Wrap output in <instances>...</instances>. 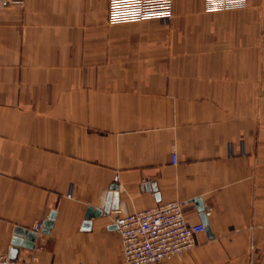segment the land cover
<instances>
[{
	"label": "crops",
	"instance_id": "1",
	"mask_svg": "<svg viewBox=\"0 0 264 264\" xmlns=\"http://www.w3.org/2000/svg\"><path fill=\"white\" fill-rule=\"evenodd\" d=\"M108 1L0 13V254L56 212L18 263L124 264L119 217L178 200L204 223L200 199L210 230L165 264H264V0H175L171 27L110 25Z\"/></svg>",
	"mask_w": 264,
	"mask_h": 264
},
{
	"label": "built area",
	"instance_id": "2",
	"mask_svg": "<svg viewBox=\"0 0 264 264\" xmlns=\"http://www.w3.org/2000/svg\"><path fill=\"white\" fill-rule=\"evenodd\" d=\"M207 12L245 8L247 0H205ZM21 0H0V13ZM175 0H109L108 22L119 25L131 22L159 21L168 25L174 15ZM243 153V149L241 150ZM229 155H236L229 147ZM173 163L177 155L173 153ZM71 196V194L69 195ZM188 201H171L117 219V232L122 241L124 264H165L181 258L197 244V235L206 231L202 222L189 223L184 207ZM38 233L43 223L35 225ZM0 264H41L36 255H29L23 263L11 262L9 255L0 254Z\"/></svg>",
	"mask_w": 264,
	"mask_h": 264
},
{
	"label": "water",
	"instance_id": "3",
	"mask_svg": "<svg viewBox=\"0 0 264 264\" xmlns=\"http://www.w3.org/2000/svg\"><path fill=\"white\" fill-rule=\"evenodd\" d=\"M111 192L107 197V201L104 209L89 208L86 213V221L84 223V228L88 229L91 226L92 218H99L107 216L111 211L118 210L119 208V196L116 192L118 190L117 184H114L111 187ZM199 209L202 212V220L207 225V230H210L208 227L207 214L203 210V205L200 199L196 200ZM56 218V212H52L49 219L45 222L43 226L42 233H49L53 228L54 221ZM117 228V225L115 226ZM37 238V232L30 231L23 227H17L15 230V236L12 241V248L9 254L11 262L16 263L19 261L21 248L28 250H33L35 247V240Z\"/></svg>",
	"mask_w": 264,
	"mask_h": 264
},
{
	"label": "rangeland",
	"instance_id": "4",
	"mask_svg": "<svg viewBox=\"0 0 264 264\" xmlns=\"http://www.w3.org/2000/svg\"><path fill=\"white\" fill-rule=\"evenodd\" d=\"M171 22L168 25H164L159 21H142L138 23L137 26L139 27H154V26L155 27H171ZM121 26H126V25H121Z\"/></svg>",
	"mask_w": 264,
	"mask_h": 264
}]
</instances>
